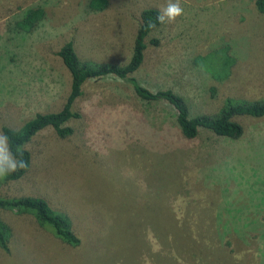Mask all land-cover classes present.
<instances>
[{"label":"rangeland","instance_id":"1","mask_svg":"<svg viewBox=\"0 0 264 264\" xmlns=\"http://www.w3.org/2000/svg\"><path fill=\"white\" fill-rule=\"evenodd\" d=\"M254 1L179 0L183 14L149 30L131 75L182 94L191 114L216 112L226 96L264 97V11ZM167 3L107 0L94 10L89 0H0V132L62 107L64 41L80 60L125 63L141 10ZM36 6L45 14L27 32L18 19ZM208 51L215 74L193 62ZM83 90L72 104L79 115L64 122L73 132L38 131L25 144L27 171L0 186L66 213L79 243L0 208L12 230L0 264H264V115H236V138L200 128L188 139L172 105L140 98L113 73L86 77Z\"/></svg>","mask_w":264,"mask_h":264},{"label":"trees","instance_id":"2","mask_svg":"<svg viewBox=\"0 0 264 264\" xmlns=\"http://www.w3.org/2000/svg\"><path fill=\"white\" fill-rule=\"evenodd\" d=\"M254 4L259 12L264 11V0H255ZM106 5L107 0H89V6L94 10L103 9ZM159 11L154 6H147L141 10L140 21L134 33L130 56L122 64L111 61L99 62L90 59L80 60L73 49L72 42L70 40L64 41L58 47L56 53L70 73V89L66 99L59 110L48 113H36L18 128L2 125V133L8 135L13 153H16L18 146L25 147V144L31 141L38 131L47 126H51L61 137L71 134L73 132L72 126L64 124V122L72 116L79 115L78 111L72 109V104L82 92L81 83L86 77L91 75L98 76L113 73L119 78L128 81L140 98L149 101L164 100L168 102L176 110V123L180 133L188 139L196 137L200 128H208L218 135L236 138L243 133L242 124L234 119L236 115H264V97L238 98L226 96L216 112L191 114L189 105L182 94L180 95L170 88L151 91L150 88L139 83L131 75V72L142 61L143 49L146 46L144 36L148 34L149 30L161 24L156 20ZM44 14V9L40 6L27 7L18 19L17 24L21 29L28 32L38 24ZM148 41L153 45L157 44V40L154 37L149 38ZM222 47L221 51H224L225 48L227 49V45ZM228 56H224L225 59L223 60L227 64L231 60ZM193 62L209 68L213 74H215V70L218 71L220 69L218 65L214 66L213 63L218 61L213 59L209 51L205 55H196ZM22 158L27 162L29 167L30 154L28 150L24 151ZM28 167L10 173L5 178H0V186L3 181L21 177ZM0 208L13 210L16 214H31L40 226L49 228L55 236L63 241L72 245L79 243L80 239L72 229V222L69 216L59 210L52 209L43 198L0 194ZM11 236L12 230L10 224L0 217V248L6 252H9L11 249Z\"/></svg>","mask_w":264,"mask_h":264},{"label":"clouds","instance_id":"3","mask_svg":"<svg viewBox=\"0 0 264 264\" xmlns=\"http://www.w3.org/2000/svg\"><path fill=\"white\" fill-rule=\"evenodd\" d=\"M182 14L183 8L179 0H175V2L168 0L166 7L159 11L156 20L161 24L171 23ZM25 150H27L25 147L18 146L14 154L9 144L8 135L0 132V178H5L10 173L28 167L27 162L22 158Z\"/></svg>","mask_w":264,"mask_h":264},{"label":"crops","instance_id":"4","mask_svg":"<svg viewBox=\"0 0 264 264\" xmlns=\"http://www.w3.org/2000/svg\"><path fill=\"white\" fill-rule=\"evenodd\" d=\"M84 80H85V79H84ZM83 82H84V81H83ZM83 82L81 83V86H82V87H81V88H82V92H81L80 95H82V93H83V91H84V90H83ZM80 95H79V96H80ZM79 96H78V97H79Z\"/></svg>","mask_w":264,"mask_h":264}]
</instances>
